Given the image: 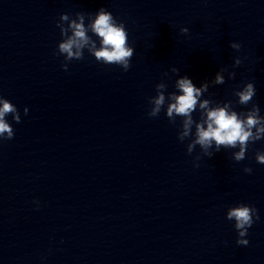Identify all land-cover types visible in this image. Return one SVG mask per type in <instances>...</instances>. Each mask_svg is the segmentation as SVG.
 Instances as JSON below:
<instances>
[{"label": "clouds", "instance_id": "1", "mask_svg": "<svg viewBox=\"0 0 264 264\" xmlns=\"http://www.w3.org/2000/svg\"><path fill=\"white\" fill-rule=\"evenodd\" d=\"M56 27L60 29L62 37L58 42L56 54L64 57V63L61 65L63 70H68V62L82 60L85 49L98 63L118 65L125 72L130 69L134 48L129 46L128 31L124 23L118 22L105 8H100L94 15L77 12L74 18L68 13H61L56 21ZM188 31V28L180 29L181 34H187ZM93 36L96 39H93ZM229 46L236 51H240L242 47L237 42H231ZM241 63L242 60L236 57L231 67L236 68ZM170 71L177 74L179 69L172 67ZM226 72L228 79L235 78L234 71L230 72L227 67H223L212 80L202 82L199 87L189 77H180L175 82L176 91L167 93V95L165 94L167 84L164 82L156 84V95L148 98L151 107L147 115L150 118L158 117L166 106L165 114L170 124L175 125L176 118L181 117L177 139L180 142L190 139L187 144L189 155L197 146L200 147L202 154L209 158L222 148H238V151L232 153L231 158L240 162L246 158L250 144L264 139V116L260 115L259 105L252 103L256 95L253 82H248L233 92L237 98L235 102L202 99L204 94L208 93L210 86L225 83L224 74ZM163 75L167 76L168 73L165 72ZM234 103L241 106L251 104V108L237 112L234 110ZM28 111L25 107L24 114L27 115ZM197 111H199L198 120L192 115ZM8 115H11L16 123L21 122L17 107L8 99L0 96V142L14 138V129L6 119ZM200 158V155L195 157L196 160ZM255 160L258 164L264 165V152L257 151ZM243 171L248 174L252 173L250 167H245ZM226 219L234 221V228L238 233L236 244L247 246L249 241L245 237L255 220H259L258 210L254 206L241 203L228 208Z\"/></svg>", "mask_w": 264, "mask_h": 264}]
</instances>
